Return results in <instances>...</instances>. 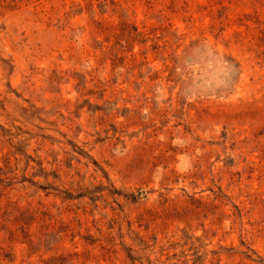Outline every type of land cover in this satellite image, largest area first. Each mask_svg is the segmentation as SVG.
I'll return each instance as SVG.
<instances>
[{
    "label": "rangeland",
    "instance_id": "1",
    "mask_svg": "<svg viewBox=\"0 0 264 264\" xmlns=\"http://www.w3.org/2000/svg\"><path fill=\"white\" fill-rule=\"evenodd\" d=\"M0 264H264V0H0Z\"/></svg>",
    "mask_w": 264,
    "mask_h": 264
}]
</instances>
